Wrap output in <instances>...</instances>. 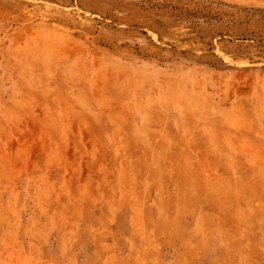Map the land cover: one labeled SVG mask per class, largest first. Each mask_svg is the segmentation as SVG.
I'll list each match as a JSON object with an SVG mask.
<instances>
[{"label":"rangeland","instance_id":"374dc122","mask_svg":"<svg viewBox=\"0 0 264 264\" xmlns=\"http://www.w3.org/2000/svg\"><path fill=\"white\" fill-rule=\"evenodd\" d=\"M0 264H264V0H0Z\"/></svg>","mask_w":264,"mask_h":264}]
</instances>
